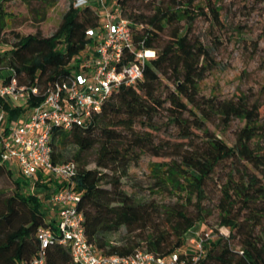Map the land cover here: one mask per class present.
<instances>
[{"label":"trees","instance_id":"16d2710c","mask_svg":"<svg viewBox=\"0 0 264 264\" xmlns=\"http://www.w3.org/2000/svg\"><path fill=\"white\" fill-rule=\"evenodd\" d=\"M12 1L0 0V45H10L9 50L0 52V73L8 72L1 78L0 88L15 78L28 95L23 104L17 105L0 97L5 130L12 120L25 118L40 105L56 84L80 72V57L95 44L88 31L105 25L98 6L77 8L71 2L51 36L15 34L14 41L9 42L6 4ZM195 1L115 0L122 18L128 21L135 45L154 51L155 56L147 60L142 79L122 85L84 126L54 128L53 160L77 163L74 187L80 197L78 209L85 217L88 240L101 254L130 256L146 250L162 258L188 247L190 235L198 232V223L212 215L204 204L209 183L217 168L230 163L216 206L218 226L228 229L230 235L216 230L217 236L207 241L205 255L196 264H264V182L244 171L248 165L264 174V149L254 143L264 139V124H260L256 104L250 105L243 98L222 100L201 93V82L216 62L213 50L192 34L198 17L206 15ZM211 14L220 21L217 7L211 6ZM134 58L128 52L126 62ZM162 113L178 130L177 141H156L154 122ZM217 118L225 126L235 118L245 121L235 134L233 146L209 130L208 123ZM93 150L95 168L85 157ZM1 154L0 144V177L10 175L15 189L10 196L0 191V264H33L41 253H45L41 264H77L70 247L60 242L42 249L37 233L41 228L56 232L58 217L47 219L42 198L23 190ZM143 154L170 159L161 164L173 170L175 191L165 177L158 178L155 187L177 192L176 203L162 207L137 203L122 189L130 164L138 162ZM54 183L58 189L51 174L40 173L36 188L45 190L49 198L57 190L51 187ZM194 198L197 202L191 211L189 205ZM122 228L127 235L122 242H113L112 236ZM138 230L146 234L136 237L133 234Z\"/></svg>","mask_w":264,"mask_h":264},{"label":"built area","instance_id":"2783aa9c","mask_svg":"<svg viewBox=\"0 0 264 264\" xmlns=\"http://www.w3.org/2000/svg\"><path fill=\"white\" fill-rule=\"evenodd\" d=\"M73 3L77 8L95 5L106 10L108 6L107 0H73ZM106 19L104 27L88 31L95 44L89 45L85 49L87 53L80 57L79 73H72L64 82L56 84L25 118L12 120L8 130H5V113L0 112L1 159L5 164L13 163L19 174L34 187H37L40 173L51 174L60 186L49 197V201L60 208L58 228L56 232L51 228L38 231L42 249L60 242L70 247L77 264H196L204 257L206 243L214 237L213 231L196 232L190 249L174 252L167 258L146 250H138L130 256L101 254L88 240L85 217L78 209L80 197L74 187L77 163L74 160L55 163L53 160L51 137L54 128L70 130L84 126L122 85H133L142 79L144 66L151 57L149 52L155 56L154 51L135 45L128 21L121 15L108 13ZM128 52L135 58L126 62ZM32 92L37 93V90ZM27 95V89L18 86L15 78L0 88V97L16 105L23 104ZM44 260L45 253H41V258L33 264H41Z\"/></svg>","mask_w":264,"mask_h":264},{"label":"rangeland","instance_id":"374dc122","mask_svg":"<svg viewBox=\"0 0 264 264\" xmlns=\"http://www.w3.org/2000/svg\"><path fill=\"white\" fill-rule=\"evenodd\" d=\"M30 0L25 3L22 0H15L6 4L8 27L6 37L9 42L14 41V35L27 36L41 34L43 37L51 36L59 27L64 14L69 9L73 0ZM109 1V0H108ZM195 4L202 7L201 12L206 15L198 17L192 26V34L201 39L203 44L211 50L216 62V67L207 73L201 82V93L207 97H217L222 100L243 98L250 105L256 104L260 112V124H264V0H196ZM211 6L219 10L220 21L216 22L211 14ZM115 0L108 2L106 10H102V19L106 24V15L111 13L114 16L121 15L117 10ZM10 45L1 44L0 52H6ZM87 53L84 50L83 55ZM0 73V80L2 78ZM154 135L156 141L178 140V130L171 126L166 113L160 114L155 119ZM245 121L235 118L229 126H225L220 119L208 123L209 130L219 138L223 139L229 146L235 143V134L245 126ZM139 128V127H138ZM255 144L264 149V139H256ZM90 162V167L95 168L94 160L96 151L93 150L85 155ZM169 158H156L149 154L141 155L138 162H132L123 179L122 189L133 198L135 202L143 204H155L158 207L168 206L179 200V195L174 192L173 170L163 162H169ZM12 169L15 180H20L23 190L28 194L37 195L42 198V209L47 219L55 217L59 207L55 206L45 197V190L34 187V184L19 174L13 163H7ZM232 165L224 163L216 169L209 183L210 192L204 204L213 213L207 221L198 223V232L216 230L225 236L230 235L226 228H219V217L216 209L220 196V187L225 183L228 172ZM245 172L256 174L264 182V174L254 168L245 165ZM166 178L174 191L156 190L155 182L158 178ZM53 184L52 189L58 186ZM15 189L12 177L5 174L0 177V191L5 196L13 194ZM36 189V190H35ZM35 191V192H34ZM187 197L186 195H182ZM194 198L189 205L194 210ZM140 230L133 235L139 237L144 233ZM146 234V233H145ZM144 234V235H145ZM127 235L126 228L112 236L115 243H120ZM190 238L192 239L191 235ZM191 239L187 249H190Z\"/></svg>","mask_w":264,"mask_h":264},{"label":"crops","instance_id":"0c3cea01","mask_svg":"<svg viewBox=\"0 0 264 264\" xmlns=\"http://www.w3.org/2000/svg\"><path fill=\"white\" fill-rule=\"evenodd\" d=\"M3 75H2V78L3 77H5V76H7L8 75V72H1ZM26 117V116H25ZM21 118H19V120H20Z\"/></svg>","mask_w":264,"mask_h":264},{"label":"bare ground","instance_id":"6f19581e","mask_svg":"<svg viewBox=\"0 0 264 264\" xmlns=\"http://www.w3.org/2000/svg\"><path fill=\"white\" fill-rule=\"evenodd\" d=\"M148 56H153L152 52H149Z\"/></svg>","mask_w":264,"mask_h":264}]
</instances>
